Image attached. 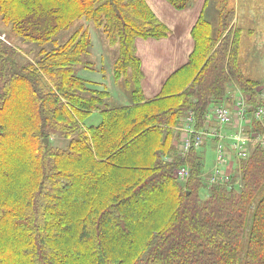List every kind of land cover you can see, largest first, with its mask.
<instances>
[{
	"label": "trees",
	"instance_id": "trees-1",
	"mask_svg": "<svg viewBox=\"0 0 264 264\" xmlns=\"http://www.w3.org/2000/svg\"><path fill=\"white\" fill-rule=\"evenodd\" d=\"M168 1L180 10L193 3ZM223 11L217 28L199 19L174 88L145 101L135 42L171 32L146 0H0L14 35L55 46L24 61L0 37V264H264V146L244 164L241 186L216 185L204 198L202 154L183 159L172 144L183 115L191 109L204 121L233 85L256 102L260 81L242 69V30L234 10ZM81 19L119 44L115 76L131 77L130 105L110 106L106 92L75 73L92 46L83 27L57 42ZM15 94L30 121L11 135ZM98 109L100 124L84 129L79 118ZM56 132L71 138L68 149L45 142ZM186 163L192 175L184 185L174 172Z\"/></svg>",
	"mask_w": 264,
	"mask_h": 264
},
{
	"label": "rangeland",
	"instance_id": "rangeland-1",
	"mask_svg": "<svg viewBox=\"0 0 264 264\" xmlns=\"http://www.w3.org/2000/svg\"><path fill=\"white\" fill-rule=\"evenodd\" d=\"M241 1V8H239ZM226 6L224 9V13L231 12L230 8L233 9L235 7V4L237 3L236 12L237 15L240 14V23L239 28L242 29L243 37L241 42V50H240V57H241V66L244 72L246 73L247 77L258 80L259 78H262L260 81V85H264V60H262V54L261 52L255 53L256 47V37L261 36L262 33H264V26L258 28V35L254 36L252 33L251 28L252 27H246V21H243V14L247 13V9L249 8V5L244 0H224L223 1ZM239 9V11H238ZM241 9V11H240ZM230 10V11H229ZM78 27H83V31H86L89 35V39L92 42L91 48H89V52L85 54L83 57V63L79 64L75 67V73L79 75L82 78L87 79V81H91L87 83V86L92 90L97 91H104V93H107L105 101L108 102V104L112 107L118 106L119 102L124 103L127 95L125 93H130L129 90L133 88V83L131 80V77L128 78L126 76L121 77L122 79L118 80L115 76L116 69L114 68L116 66V61L119 58L120 53V46L119 44H110V41L105 33L103 31V28L97 26L94 22L88 21L86 19L76 20L74 23H72L69 27V29L62 31L57 36V42L64 43L67 41L74 33L77 32L79 29ZM235 28L238 29V25L235 26ZM262 32V33H261ZM0 37L5 39L8 44L12 45L13 47L17 48L20 51L21 59L24 61H32L36 62L40 56V51L45 47V49H51L54 48V44L48 43L45 46H39L33 42H29L24 40L22 37H19L17 35H14L12 32V27L10 24H6L4 20L2 19V15L0 13ZM147 39V38H146ZM137 41V40H136ZM254 43V44H253ZM136 47V42H135ZM137 52V48H136ZM135 52V53H136ZM137 54V53H136ZM138 56V55H137ZM261 57V59L259 58ZM259 87V85H258ZM94 90V91H95ZM264 91V87H263ZM244 93V92H243ZM245 94V93H244ZM12 100V99H11ZM21 96L19 97V94L14 95V104L11 110L7 113L10 115V117L14 116L12 121L16 122V126H13V130H11V135L15 134V128L17 126H28L27 123H29V118H27L28 109L24 110V107H22V112L19 115V109L18 106L21 103L23 105V101H21ZM131 98H129V101ZM264 100V99H263ZM261 102V101H260ZM256 106L260 104L264 105V101L261 103L255 102ZM105 105L103 106V108ZM16 113V116L14 115ZM79 120L82 123V126L84 129H87L89 126H93L100 124L102 121L101 112L95 111L93 114L89 115L85 120L83 118H79ZM178 126V125H177ZM173 128V127H172ZM249 128V127H248ZM174 129V128H173ZM246 131V130H245ZM257 132H261L264 134V126L261 131L256 130ZM176 136V135H175ZM47 140V141H46ZM71 138L67 137L64 138V134L61 132L52 133L51 136L45 138L46 143H51L52 147L57 149H68V146L70 144ZM217 143V142H216ZM210 144V145H209ZM208 145H204L203 153H204V173L208 174L212 172L213 166L216 161V145H211V142ZM257 142H251L250 148L253 149ZM206 146V147H205ZM198 150L197 152H199ZM252 153V152H251ZM190 156L187 155L188 158ZM251 156V154H250ZM250 156L247 157V159L240 161L235 169L231 172V182L230 185L232 186H238L242 185V172L244 168V164L249 160ZM20 158H24V155H20ZM19 159V157H18ZM186 159V158H185ZM177 169V168H176ZM175 169V170H176ZM175 175V172H174ZM176 177V175H175ZM177 179V178H176ZM191 179V178H190ZM184 182L183 184L187 185L188 182ZM205 189L202 190V196L204 198L208 195V189L212 187H208L204 184ZM225 185V184H224ZM75 200V199H74ZM73 202V199H72ZM71 202L67 204L72 209ZM77 208L72 210L73 213L77 212ZM8 228L4 230V235H2V238H6V234H9ZM15 246H18L20 249L24 247L25 245L21 242H15ZM25 248V247H24Z\"/></svg>",
	"mask_w": 264,
	"mask_h": 264
},
{
	"label": "crops",
	"instance_id": "crops-1",
	"mask_svg": "<svg viewBox=\"0 0 264 264\" xmlns=\"http://www.w3.org/2000/svg\"><path fill=\"white\" fill-rule=\"evenodd\" d=\"M223 1L224 0H193L191 6L180 10L175 8L168 0H146L153 12L170 29L171 32L167 37L160 39L138 38L136 41V53L141 60V67L144 74L141 81V87L145 101L159 98L167 84H169L167 87L170 88L169 90L174 88L173 79H175V73L188 63L192 53L194 52L193 50H195V40L193 37L194 27L197 25L199 19H201V16H203L205 20L213 26V28H217L220 20V14L226 8V6L223 5L225 4ZM244 1L248 3L249 8L246 10L247 13L243 14V21H246V27H252V33L254 36H256L259 34L257 31L258 28L264 26V0ZM236 6L237 3L235 4V7ZM240 6L241 1L239 8H241ZM235 7H233V9L230 8V10H234L236 15V18L233 21V26L235 27L238 25L239 28L241 16L240 14L237 15ZM255 42L257 48H255L254 51L256 54L261 52L262 60H264V33H262L261 36L256 37ZM259 58L261 59V57ZM261 79L262 78H259L258 81H262ZM233 87L239 88L240 91L243 92V90L237 84L233 85L229 88L225 100L223 101L224 103H233V97L235 95L234 92L231 91L233 90ZM263 87L264 85H259V87L256 88V102L260 103V101H264ZM129 94L130 93H125V95H127L126 98H124L125 102H119V105L115 107L130 105L131 100L129 101ZM249 98L251 101V96H249ZM207 116L208 112L204 116V121L202 122L197 118V124L200 126L207 123L215 125L217 124L214 119L211 120ZM173 128L174 138L172 144L174 147L176 138L175 135H177V133L175 129L176 126ZM226 131L228 132V135H230L232 129L230 127H226ZM226 141L228 143L230 142L228 138ZM210 142L211 145H216L217 139L212 137L206 142V145H208ZM203 148L199 152L202 154L204 162ZM254 149L255 146L253 147V150Z\"/></svg>",
	"mask_w": 264,
	"mask_h": 264
},
{
	"label": "built area",
	"instance_id": "built-area-1",
	"mask_svg": "<svg viewBox=\"0 0 264 264\" xmlns=\"http://www.w3.org/2000/svg\"><path fill=\"white\" fill-rule=\"evenodd\" d=\"M231 91L235 94L232 104L216 103L208 111L207 117L214 119L216 125L207 123L199 126L195 111L190 109L181 117L179 125L175 128L177 133L175 155L183 159L191 152L201 150L212 137L217 139L216 164L212 172L201 174L204 184L208 187L230 184L231 172L253 151L250 148L251 142H257V146H264V134L254 130L255 122L264 125V105L253 104L249 96L239 88L233 87ZM226 127L232 129L230 135ZM227 138L230 140L229 143L226 141ZM174 157L168 155L165 160L171 162ZM175 175L180 182H187L192 175L190 165L186 163L177 167Z\"/></svg>",
	"mask_w": 264,
	"mask_h": 264
},
{
	"label": "water",
	"instance_id": "water-1",
	"mask_svg": "<svg viewBox=\"0 0 264 264\" xmlns=\"http://www.w3.org/2000/svg\"><path fill=\"white\" fill-rule=\"evenodd\" d=\"M47 141V140H46Z\"/></svg>",
	"mask_w": 264,
	"mask_h": 264
}]
</instances>
